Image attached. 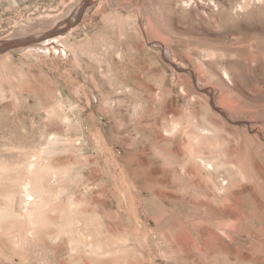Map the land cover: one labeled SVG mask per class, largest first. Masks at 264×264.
I'll return each mask as SVG.
<instances>
[{"label":"rangeland","instance_id":"rangeland-1","mask_svg":"<svg viewBox=\"0 0 264 264\" xmlns=\"http://www.w3.org/2000/svg\"><path fill=\"white\" fill-rule=\"evenodd\" d=\"M0 264H264V0H0Z\"/></svg>","mask_w":264,"mask_h":264},{"label":"bare ground","instance_id":"bare-ground-1","mask_svg":"<svg viewBox=\"0 0 264 264\" xmlns=\"http://www.w3.org/2000/svg\"><path fill=\"white\" fill-rule=\"evenodd\" d=\"M208 164L211 165L210 163H208ZM30 199L34 200V195L32 193H28V200H30Z\"/></svg>","mask_w":264,"mask_h":264}]
</instances>
